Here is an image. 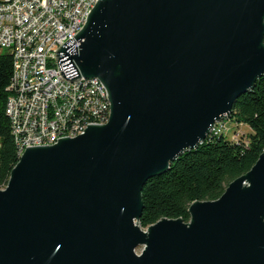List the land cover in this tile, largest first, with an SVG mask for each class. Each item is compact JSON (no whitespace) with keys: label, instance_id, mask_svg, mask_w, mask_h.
I'll return each mask as SVG.
<instances>
[{"label":"water","instance_id":"water-1","mask_svg":"<svg viewBox=\"0 0 264 264\" xmlns=\"http://www.w3.org/2000/svg\"><path fill=\"white\" fill-rule=\"evenodd\" d=\"M56 58L62 77L104 86L110 116L19 158L0 264H264V153L188 222L138 224L145 183L264 75V0H99Z\"/></svg>","mask_w":264,"mask_h":264},{"label":"built area","instance_id":"built-area-1","mask_svg":"<svg viewBox=\"0 0 264 264\" xmlns=\"http://www.w3.org/2000/svg\"><path fill=\"white\" fill-rule=\"evenodd\" d=\"M98 1L0 0V55L12 59L4 113L18 160L27 148L53 146L108 122L104 86L96 79L62 77L56 58L57 50L81 32ZM223 120L210 134L226 132ZM238 136L234 132L232 138Z\"/></svg>","mask_w":264,"mask_h":264},{"label":"trees","instance_id":"trees-1","mask_svg":"<svg viewBox=\"0 0 264 264\" xmlns=\"http://www.w3.org/2000/svg\"><path fill=\"white\" fill-rule=\"evenodd\" d=\"M11 74V57L1 54L0 190L7 185L18 162L9 121L4 113ZM226 121L236 126L245 125L250 132L245 136L239 134L237 139H228L226 132L210 134L198 148L183 153L166 172L146 182L141 191L140 228L144 230L161 219L188 222V208L193 202L217 200L230 182L252 168L264 153V75L252 90L238 97L230 116L222 122Z\"/></svg>","mask_w":264,"mask_h":264},{"label":"rangeland","instance_id":"rangeland-1","mask_svg":"<svg viewBox=\"0 0 264 264\" xmlns=\"http://www.w3.org/2000/svg\"><path fill=\"white\" fill-rule=\"evenodd\" d=\"M4 53H6V51H4ZM225 124L227 127L226 133H227L228 139L232 138L234 132H237L239 134H243L244 136L250 132L249 128L245 125L236 126L235 124L230 123L229 121H226ZM140 252H141V248L138 251H136L137 254H139Z\"/></svg>","mask_w":264,"mask_h":264}]
</instances>
